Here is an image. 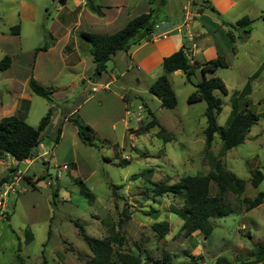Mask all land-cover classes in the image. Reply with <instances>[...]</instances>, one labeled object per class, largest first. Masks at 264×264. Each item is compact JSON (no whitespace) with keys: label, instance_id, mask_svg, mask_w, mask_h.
<instances>
[{"label":"rangeland","instance_id":"374dc122","mask_svg":"<svg viewBox=\"0 0 264 264\" xmlns=\"http://www.w3.org/2000/svg\"><path fill=\"white\" fill-rule=\"evenodd\" d=\"M77 1L81 4V0H68L67 11L62 12L59 0H0V61L4 56L12 59V67L0 71V118L13 115L7 106L11 98L28 101L24 120L32 127L51 109L50 123L35 151L37 158L20 163L9 156L0 158V179L10 168L17 166L21 172L14 174L20 177L13 186L15 194L9 193L3 201L0 193V264H42L43 260L47 264H85L92 253L75 222L98 240L118 234L123 239L121 249L139 255L142 261L147 257L160 260L166 252L170 264H214L219 257L225 264L263 263L248 255L264 245V201L247 211L241 200H252L264 192V0L240 1L221 15L213 0H200V20L188 21L189 31L200 24V31L214 35L228 67L204 76L195 69L188 79L182 72L167 75L176 99L173 109L162 107L148 92L164 74L152 70L155 62L140 66L128 57L122 59L123 52H118L104 73L94 75L95 65L86 51L90 44L80 36L76 14L68 13L75 11ZM135 1L122 5L130 16ZM187 2L165 0L164 5L156 2L149 7L158 22L172 23V10ZM80 8L98 19L103 17V13L98 17L87 7ZM243 17L250 20L247 36L230 26ZM15 26L19 27L17 35L11 32ZM61 27L79 42L77 54L82 60L74 65L66 66L68 60L61 56L66 42ZM44 46L50 47L48 52L33 55ZM195 58L205 60L201 54ZM30 76L54 91L52 103L30 91ZM88 78L94 81L89 93L81 83ZM203 78H218L227 89L225 96L213 92L221 101L216 117L219 127H226L233 105L239 110L247 106L259 115L246 141L223 154L218 135L210 150L204 151L206 104L187 102ZM12 80L14 97L8 92ZM152 118L159 126L144 129ZM74 120L95 132V147L80 142ZM58 128L60 137L55 142ZM161 128L168 141L162 138ZM217 160L244 182V192L224 197L231 213L211 220L213 229L207 238L198 232L186 237L180 229L182 220L171 212L181 208L182 200L169 194L154 197L151 183L169 185L186 175H207ZM27 178L35 181V190ZM78 182L85 185L91 198L84 195ZM111 186H116V196L111 194ZM210 194H216L213 184ZM123 212L129 215L128 220L122 218ZM161 221L168 223L169 231L158 239L151 227ZM184 252L200 259L193 261Z\"/></svg>","mask_w":264,"mask_h":264},{"label":"trees","instance_id":"16d2710c","mask_svg":"<svg viewBox=\"0 0 264 264\" xmlns=\"http://www.w3.org/2000/svg\"><path fill=\"white\" fill-rule=\"evenodd\" d=\"M85 6L98 17L102 16V7L94 3V0H87ZM155 25L153 12L150 10L147 14H141L131 20L126 25L112 35H93L90 33H81V38L90 44V55L95 65L94 75H101L106 71V64L117 52H127L132 44L147 40L149 34ZM231 28L241 29L243 34L247 36L250 32V20L243 17L236 21ZM19 27L15 26L12 29V34L17 35ZM227 36L230 38L229 34ZM46 46L36 49L34 54L44 50ZM11 65V57L4 56L0 61V71L7 70ZM228 65L222 56H217L215 59L199 63L197 61L190 62L188 56L183 50H178L172 55L162 59V69L164 74L159 76L149 87L148 92L160 100L161 106L173 109L176 106L174 92L167 79V75L176 71L182 72L187 79L195 69H199L204 76L207 73H213L218 68H227ZM30 91L47 101L52 102L53 90H48L39 85L32 78L28 81ZM214 91H218L225 96L227 89L218 78H203L202 81L196 84V92L187 98L188 103L203 101L206 104L204 116L206 118V127L204 133V151L207 153L214 141L215 135L221 142V153L227 152L237 146L243 144L252 126L258 121V114L252 113L245 106L244 109H237L236 105L232 106L230 117L227 120L226 127L221 128L216 123V117L221 112V101L213 95ZM51 109L41 118L36 127L28 125L22 118L16 116L5 117L0 120V158L9 156L15 162L20 163L26 160H31L35 157V151L41 143V134L49 123ZM76 126L78 139L82 144L89 147H95V132L87 125L80 124L78 121H73ZM159 126L155 118L146 125L144 129L149 127ZM61 129H57L55 142L58 141ZM161 136L165 141L170 138L166 136L161 128ZM17 168H10L9 173L0 179V190L5 184H10ZM27 182L35 190V183L27 178ZM253 185H257V181H252ZM81 191L88 198L91 194L87 192L85 185L78 182ZM213 184L216 189V194H210V185ZM150 190L154 197H161L169 194L176 196L182 200L180 209H173L171 212L178 215L182 220L181 231L184 236L188 237L193 233H200L202 238H207L212 232L211 220L225 217L231 213V207L224 202V197L231 193L234 195H242L244 192V182L237 178L232 173L225 170L224 165L220 160L214 163L213 170L207 175H186L179 179L174 184L166 183H151ZM111 194L116 196V186H111ZM56 196V191H54ZM264 201V192L258 193L252 200L243 198L241 203L246 210H252L260 206ZM156 212V211H152ZM122 218L129 219V215L122 213ZM122 222L121 219L119 221ZM79 234L88 246L92 253V257L85 264H170V256L163 252L160 260H152L147 257L142 261L140 256H136L130 251H123V239L115 234L108 239H95L89 237L80 223L75 222ZM120 226V224H119ZM152 230L158 239H163L169 231V226L166 221H161L152 224ZM191 260H198L200 256H193L184 252ZM248 256L256 257V262L262 261L264 264V245L252 251ZM225 259L219 257L214 264H225ZM42 264H47L45 260ZM250 264V263H246Z\"/></svg>","mask_w":264,"mask_h":264},{"label":"crops","instance_id":"0c3cea01","mask_svg":"<svg viewBox=\"0 0 264 264\" xmlns=\"http://www.w3.org/2000/svg\"><path fill=\"white\" fill-rule=\"evenodd\" d=\"M86 1L87 0H81L80 1L81 4H79V2L77 1L75 3V11L73 10L68 11V13L71 16L73 15V13L76 14L77 21L79 22H75V25L80 29L81 33H89L88 31H91V33L95 32L96 35H112L116 33L117 31L122 29L129 20L141 14L149 13L150 11L149 4L151 3L157 2L158 4L159 3L163 5L166 4L165 0H136L133 7L130 9L131 11L129 13L132 14V16H130L129 14H127V12L125 13L123 9L124 6H127V4H129L130 0H94V1L99 2L100 6L103 5V8H102L103 17L98 19L94 15L86 13L85 9L80 8L81 6L86 7L84 4ZM185 1L187 2V0ZM197 1H198L197 5L194 0H188V2L181 8L173 9L170 15V17L173 19L172 23L158 22L156 20V16H154L155 25L158 26V29L154 30V38L151 36H148L147 40H141L140 42H136L132 44L126 53L123 52L122 59L125 57H128L131 60V62L138 63L140 66H149V65H152L151 63L155 62L154 65L157 64V66L152 67V70L156 68L155 70L158 73H161V71H163L162 59L172 55L173 53L177 52L180 49L183 50L184 53L188 56L191 63L193 61L203 63V62L213 60L214 57L221 56L219 54L220 49H218L219 45L217 44L216 39L213 37L214 35H211L209 31L207 30L206 32L200 31V24H198L194 28L193 31H189L188 21L190 22L196 18L200 20V15L202 13L201 12L202 9L200 11V7H198L200 6L198 5L200 4V0H197ZM213 1H214L215 7H217L215 9H217L221 15V14L226 13L228 10L232 9L235 5H237L238 2L240 1L242 2L246 0H224L225 2H222V0H213ZM67 2L68 0H59L58 10L62 9L63 10L62 12L67 11ZM123 4L125 5L122 6ZM194 8H197V9H194ZM179 16H181V22H178ZM59 22L60 23L58 24L61 26L63 24V21L59 20ZM60 30L64 31L63 35L66 41L65 46L61 50V56L64 58V61L68 60V62L65 63L66 66L74 65L75 61L78 62V60L79 61L82 60L80 56L77 54V52H80L79 50L80 47H78L79 42L77 41L75 37H72V33L68 34L69 31H65L63 28ZM163 35L166 36L165 39L159 38L160 36H163ZM69 43H71V47H68ZM86 48H84V50ZM49 49L50 47L46 46V48L42 51L48 52ZM86 51L90 56L89 47L87 48ZM200 54L205 57V60L203 62H201L200 60H196L195 58L196 56L199 57ZM11 64H12V59H11ZM10 67H12V65H10ZM179 73L180 71H176L172 74H179ZM13 75L15 77L17 76V72L15 70L13 71ZM30 77L33 80H35L33 76H30ZM30 77L27 80V85H28V81ZM35 81L40 85V83L37 80ZM89 82H90L89 78L85 80L81 79L82 87L87 91V93L92 91V89L94 88L92 86L94 84L93 83L94 81L92 83L91 82L89 83ZM89 84L90 86H88ZM14 85L15 83L12 80L10 83L11 90L8 89V92L10 93L11 97L15 96L14 91H13ZM107 86H108V83L103 85L102 88L106 89ZM7 104H8L7 106L9 108L10 113H13V115L3 116L2 118L16 116L24 120V117L28 111V101L27 100L19 99V98L18 100H16V99L11 98L7 102ZM0 107H3L2 103H0ZM2 118H0V120ZM50 120H49V123H50ZM49 123L47 125H49ZM47 127L48 126L45 127L43 132H45ZM41 137H42V134H41ZM40 146H41V143L37 148H39ZM34 158H37V155H35ZM27 161L28 160L23 161V162H27ZM17 172L21 173L20 170L18 169H17ZM14 178L15 180L13 181V183L15 185L16 182L20 179V177H17V178L14 177ZM31 182H35V181L31 180Z\"/></svg>","mask_w":264,"mask_h":264},{"label":"built area","instance_id":"2783aa9c","mask_svg":"<svg viewBox=\"0 0 264 264\" xmlns=\"http://www.w3.org/2000/svg\"><path fill=\"white\" fill-rule=\"evenodd\" d=\"M84 4H85V3H84ZM156 29H158V26H157V25H155V26L153 27V30L151 31V33L149 34V36H151V37L154 38V30H156ZM159 38H161V39H165L166 36L163 35V36H160ZM136 120H139V118H137ZM18 174H19V172L16 173V175H18ZM16 175L13 176V178H12V182H11L10 184H6L5 187H4L3 189L0 190V193H1V196H2V198H3V201H5L4 198H7L9 193H11V194H15V191H14V188H13V186H14L13 181L15 180L14 177H16ZM16 178H17V177H16ZM3 201H0V205H1V203H2Z\"/></svg>","mask_w":264,"mask_h":264},{"label":"water","instance_id":"95a60500","mask_svg":"<svg viewBox=\"0 0 264 264\" xmlns=\"http://www.w3.org/2000/svg\"><path fill=\"white\" fill-rule=\"evenodd\" d=\"M97 156L100 158V161L102 162V158L100 154H97Z\"/></svg>","mask_w":264,"mask_h":264}]
</instances>
